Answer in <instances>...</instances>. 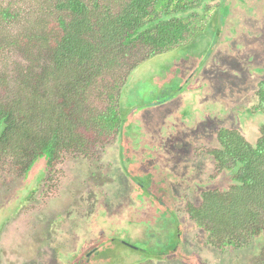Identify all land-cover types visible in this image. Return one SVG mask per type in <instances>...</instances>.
Returning <instances> with one entry per match:
<instances>
[{"label":"rangeland","instance_id":"obj_1","mask_svg":"<svg viewBox=\"0 0 264 264\" xmlns=\"http://www.w3.org/2000/svg\"><path fill=\"white\" fill-rule=\"evenodd\" d=\"M0 1L12 3L14 8L28 14L39 5L29 0ZM200 1L189 2L184 13H188L191 4ZM213 1L209 0L203 11L198 7L192 16L170 11L168 21L175 14L189 25L180 45L151 58L142 51L140 56L144 59H133L132 52L126 70L120 73L118 68L111 77H105L85 92L81 115L86 122L76 124L81 133V150L58 153L50 169L41 160L26 176L15 172L11 161H0V264H99L98 259L103 257H113V264H264V232L247 243L242 240L244 245L239 249H220L209 243L207 234L187 213L188 204L200 205L204 191H226L231 185L230 175L218 172V162L211 154L216 148L220 149L218 131L232 123L235 131L254 144L259 128L264 126V110H260L263 112L260 117L255 113L260 106L256 94L259 84L264 82V71L257 72L258 75L252 72L254 68H264L260 64H264V51L260 54L264 38L257 35V38L254 35L244 37L245 44L237 42L239 49H232L230 37L228 40L219 37L215 48L200 51L202 43L207 45L212 38L215 18L212 13L216 4ZM257 1L264 3V0ZM164 12H158L156 17L164 19ZM208 20L213 24L206 30ZM201 27L204 29L202 38L192 39L196 31L200 33ZM231 35L234 38V34ZM186 44L193 47L194 56L185 49ZM10 53L0 54V76L7 81L0 87V97L13 89L11 74L16 77L17 71H23L28 64L24 57L16 58L14 52ZM189 54L194 61L185 58ZM198 54L201 57L198 58ZM200 59L206 62L203 66L210 68L197 70L199 83H206L204 88L207 90H203V95L208 106L207 118L204 117L201 127L180 126V132L168 133L167 138L163 131L169 129L162 124V113L154 114L160 109L138 111L134 107L145 106V103L133 98L128 88L132 83L133 86L140 84L144 89L155 86L166 74L167 66L175 61L180 76L188 77L193 65L198 64L195 61ZM214 78L220 80L217 86ZM113 80H118L119 85L112 88ZM209 83L215 84L212 93L208 90ZM109 109L119 114L122 125L118 129L115 126L112 130L102 131L96 123L87 121L89 116L96 118ZM238 112L250 116L245 119L246 133L237 122ZM131 133L133 138L128 140L126 134ZM179 139L185 144L179 143ZM190 147H193L191 152L188 151ZM233 169L237 173L238 166ZM139 180L143 181L146 190L134 186ZM139 196L144 201L142 204L138 203ZM101 214L111 219L115 231L133 230L139 241L145 238L141 221L149 220L153 225L152 232L154 224L169 223L179 233L178 248L168 250L164 255L146 252L141 259L120 245L114 255L111 252H104L107 256L99 255L100 250L95 248L101 247L103 241H110L108 236L96 230L83 236L80 230L90 219L89 225L95 227L96 218ZM113 215L117 219L118 215L121 217L118 223L115 217L111 218ZM74 225H78L76 233H73ZM78 236L81 243L76 241ZM147 242V248L152 247L153 241ZM135 245L141 247L138 243ZM93 252L95 254L91 255ZM87 254H90L88 262ZM80 257L83 258L81 261Z\"/></svg>","mask_w":264,"mask_h":264},{"label":"trees","instance_id":"obj_2","mask_svg":"<svg viewBox=\"0 0 264 264\" xmlns=\"http://www.w3.org/2000/svg\"><path fill=\"white\" fill-rule=\"evenodd\" d=\"M29 1L39 4L31 14L0 1V54L14 52L28 63L11 74L13 89L0 97V161H11L23 176L41 160L50 169L58 153L81 150L76 124L86 122L85 92L118 68L126 70L132 52L133 59H144L142 51L151 58L180 45L189 25L166 19L195 0ZM163 10L165 18L156 17ZM6 82L0 76V87ZM258 96L262 110L264 83ZM87 121L102 131L122 125L112 109ZM218 140L213 156L221 169L238 166L235 183L226 191H204L187 213L210 244L235 250L264 232V126L254 144L237 130L220 131Z\"/></svg>","mask_w":264,"mask_h":264},{"label":"flooded vegetation","instance_id":"obj_3","mask_svg":"<svg viewBox=\"0 0 264 264\" xmlns=\"http://www.w3.org/2000/svg\"><path fill=\"white\" fill-rule=\"evenodd\" d=\"M208 1L209 0H201L200 2H198L199 5H197L198 3L194 5L191 4L190 8L187 9L188 11L187 14L184 13L185 10L179 11L176 13L180 15H185V16L187 15L192 16L193 12H195L198 9V7H199V10L203 11ZM213 3H216V4L213 8V13H212L213 15L215 14L214 15L215 17L214 27H213V31L211 35L212 38L210 39L209 42H206L207 45L205 44V42L202 43L200 51L204 49L206 52L207 49L210 51L211 48L213 47L215 48V45L219 37H226V40H228V38L230 37L232 49H239L237 46V42L244 43L245 41L244 37L247 38L251 35H254L256 38L257 36H262V38H264V3L259 4L257 0L255 2H252V0H216V1L214 0ZM231 9H234V11H231ZM175 14L174 16H172V18H182V17H179L178 15L175 16ZM210 24L211 23H209V20H208L207 25H206L207 27L206 30L211 29L213 23L211 25ZM203 30L204 29L201 27L199 29L200 33L196 31L192 35V39L196 36L198 37L200 36L199 39H201L202 38L201 32ZM231 34H234L233 36L234 38H232ZM242 36H243V39H242ZM191 40H190V44L193 43L191 42ZM190 44H186L185 49L190 51L191 54L194 56L195 50H193V47L189 48ZM262 44L263 46L260 51V54H262V52L264 51V41ZM240 51L241 50H239V52ZM198 53L201 54V52L199 51ZM192 55L189 54L185 58L188 57L194 61V59L191 58L193 57ZM199 57H201V55H199L198 58ZM195 62H198V64L195 63L193 65V70L191 71V74L188 77L182 78L180 76L181 73L176 68L175 66L176 61H175L171 66L170 65L167 66V69L165 70L166 74L162 75L161 80H158L155 86H151L149 88L144 89V87L141 86L140 84H135L133 86V83H132V85L128 88L129 94L133 98H137L139 100L141 99L142 102L145 103V106L138 105L137 107H134V108H137L138 111H140L141 109H144L145 111L148 112L150 110L160 109L157 112H154V114L162 113V124L167 126L169 129V130L163 131V134L167 138H168L167 136L168 133L176 134L178 133V131L180 132V126H188V127L194 128L195 125H198V127L199 126L201 127V124H203L204 122V117L207 118L206 111H208V106L205 105V101H204L205 95H203L204 94L203 90H207L204 88V86H206V83L204 84L199 83L200 77L197 73V70H202L205 67H207L208 69L210 68L208 67L209 65L203 66V64L206 63L204 59H200L198 61L196 60ZM260 64L264 66L263 63H260ZM245 66L248 70L249 65L246 64ZM262 71H264V68L262 69L254 68L252 70L253 74H256V75H258V73ZM215 78L213 79V82L217 86V82L219 83L220 80L215 81L216 80ZM211 79H212V76L209 77V80ZM263 83L264 82H261L259 84L258 91H259V87L263 85ZM215 84L209 83L210 86H208V90L211 91V93L213 92L215 88ZM223 91L224 90H220V92H223ZM258 91H257L256 96L259 102ZM193 94H195V96H193ZM223 112L224 111H222L221 114H223ZM255 113L258 114L256 116L260 117L263 112L260 111V109H257ZM150 114L152 115V112ZM163 117L166 119H164ZM249 117H250L249 115L244 114V113H239V115L237 116V122L239 123V126H241L242 128L241 129L242 132L245 131L246 133L247 131V129H244V126H245V119L246 118L249 119ZM233 127L234 126L231 123V125H228L227 128H224L222 130L224 131L234 130ZM222 130L220 129L218 133ZM198 131H201V130L199 129ZM240 133L241 132H239V134ZM241 135L243 136L242 133ZM126 137L128 140H130L133 138V135L132 133L126 134ZM182 141L185 144L183 139L182 140L179 139V143H181ZM192 148L193 147H190L188 151L191 152ZM216 150L217 148L211 151V154L213 155V153L216 152ZM227 167L228 165H226L223 169H221L218 166V172L219 173L226 172L227 174L230 175V183L231 184L235 183V181L233 180V177L235 176L234 170L227 169ZM132 182H133V179H132ZM142 183L143 181L139 180L136 182L134 186L137 185L138 188L142 190H146L145 189L146 186H144ZM143 202H144L143 199L141 198V196H139L138 203L142 204ZM98 217L96 218L98 223H95L97 224L95 227H91L89 225L91 219L88 221L86 220L87 222L83 223V229L80 231L82 232L83 236L85 235V233H88V232L93 234L95 230L97 231V233H99L98 231L100 232L103 231L105 236H108L110 241L108 242L103 241L101 242L103 245L100 244L101 247L95 248L97 250L98 249L100 250L99 255H101L104 252H111V254L114 255V251L118 250L120 245L126 247L131 253L135 252L136 256H138V258H141V259H143L142 257L143 255L146 254V252L149 255L157 254V253H160V255H164L166 251L176 250L178 248V244L180 240L179 233L177 232V230H173L170 227L171 225L169 223L164 222L160 224L158 222V224H154L155 229L152 232L151 229L153 228V225L150 224V221L149 220L141 221L140 222L141 225H143L145 228L144 230L145 238L143 237V239L139 241L137 240L138 239L137 233L134 232L133 230L129 231L128 229H124V230H120L119 232L115 231V228H114L115 225H113V222L111 221V219L109 220L108 217L104 214H101L100 219ZM114 217L116 218L115 215H113L111 218H114ZM118 217L119 219L116 218L117 223L121 219L119 215ZM154 222L156 221L154 220ZM130 224H133V223H130ZM136 224L138 223L136 222ZM77 228H78V225L76 226L74 225L75 231L73 233L77 232ZM148 229L151 231L150 233H148L149 231ZM97 238H99V236H97ZM105 239L106 238H104V240ZM149 240L153 241L152 247L147 248L148 246L147 241ZM76 241L77 243L79 242L81 243V238L78 236V239ZM109 243H111L112 246L106 247V245ZM136 243L140 244L141 247L136 246L135 245ZM83 244H84V239H83ZM93 254L95 253L94 252L91 253V255ZM89 255L90 254H87L85 257L86 262H88ZM103 255L107 256L105 253ZM121 255H123V253H120V256ZM82 259H83L82 257L79 258L80 261ZM98 261H99L98 262L99 264H113V257L111 258L103 257L102 259H98Z\"/></svg>","mask_w":264,"mask_h":264}]
</instances>
